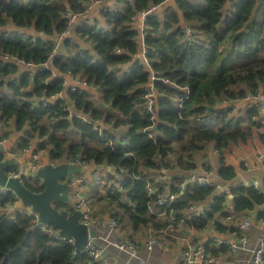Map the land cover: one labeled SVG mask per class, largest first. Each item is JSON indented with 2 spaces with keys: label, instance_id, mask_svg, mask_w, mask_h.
<instances>
[{
  "label": "trees",
  "instance_id": "16d2710c",
  "mask_svg": "<svg viewBox=\"0 0 264 264\" xmlns=\"http://www.w3.org/2000/svg\"><path fill=\"white\" fill-rule=\"evenodd\" d=\"M106 1L0 0V125L12 123L15 131H24L19 150L41 139L36 152H46L51 162L78 160L88 167L111 166L127 174L120 181L121 190L105 193L104 198L115 206L109 216L131 232L153 229L168 238L169 226L174 233L181 229L202 232L213 224L217 232L234 233L238 241V226L225 227L216 219L263 208L264 181L259 189L237 187L228 198V194L215 195L213 188H181L178 173L166 183L148 173L192 172L194 156L213 144L219 154L218 180L235 178L223 155L230 144L252 137L251 120L257 109L249 108L242 117L232 116L228 105L248 94H264V0H228L231 13L225 16L227 0H200L201 4L175 0L178 10L169 8L162 18L157 14L147 17L143 32L150 70L136 58L139 31L134 19L166 0H117L115 8L101 11L105 27L83 24L73 29L92 44V53L78 47L74 50L72 40H64L59 46L62 56L49 60L56 36L66 28L67 10L81 14L88 5ZM259 7L263 14L256 20ZM178 11L188 27L200 30L203 39L196 32L194 38L186 39L178 27ZM14 30L38 37L37 42L21 39ZM22 64H32L37 70L13 79L17 65ZM44 64L48 69H38ZM64 75L97 87L100 102L89 100L86 89L76 87L74 92L68 89L64 99L49 101L47 106L38 103L64 92ZM151 75L157 78L152 117L143 99ZM184 87L189 95L180 109L177 100L184 97ZM224 101L228 105L222 106ZM70 103V109L83 119L69 116ZM200 118L205 119L203 123L197 121ZM97 121L102 124V135L94 129ZM260 139L264 142V136ZM23 183L33 192L42 190L38 180L23 177ZM149 187L154 194H148ZM169 194L176 198L169 208L159 209L164 217L153 214L151 207L158 208L157 199ZM211 198L214 205L204 216L185 219L179 225L171 221L170 214L180 220L190 204ZM16 200L11 192L0 193V264H95L86 255L74 256L73 247L55 240L26 213L7 215V207ZM55 208L66 215L73 211L66 203ZM262 219L263 213L258 222ZM206 249L212 255L229 251L224 245Z\"/></svg>",
  "mask_w": 264,
  "mask_h": 264
},
{
  "label": "crops",
  "instance_id": "0c3cea01",
  "mask_svg": "<svg viewBox=\"0 0 264 264\" xmlns=\"http://www.w3.org/2000/svg\"><path fill=\"white\" fill-rule=\"evenodd\" d=\"M174 1H166L162 5H159L156 11V14L161 18L164 13L170 8L172 10H178L174 5ZM117 4V0H108L105 3L94 6L85 17H81L75 23V28L82 26L83 24L89 25H98L100 27H105L104 20L101 17V11L104 9H113ZM229 1L227 0L226 5L223 10V14H230ZM179 15V24L180 27L182 24L184 26L183 16L180 11H178ZM261 19V18H260ZM135 28L139 30L140 24L139 20L135 19ZM15 31V30H14ZM13 31V32H14ZM72 43L76 45V49L80 50H88L89 53H92L93 47L92 44L83 38H80L76 33H72L71 36ZM72 45V44H71ZM78 47V48H77ZM137 59H141L136 56ZM25 66L17 65V71L13 79H17L21 76L24 71ZM64 92L63 94L66 96V91L75 85V80L69 76L64 75ZM86 92L89 94V100H93L95 102H100V96L98 95V88L94 86L86 87ZM260 103L252 102V103H239L236 105V108L232 111V116L240 115L241 117L245 115V111L251 107H255L256 116L251 120L252 123V137L248 138L245 142H238L235 144H230L225 151L223 158L226 166L232 167L235 172V178L231 180V184L237 187H246V185L250 182L256 181L260 186L264 181V164L259 163L257 160V155H264V142L260 139V135L264 136V109H261ZM71 112L74 111L71 109ZM79 115V114H78ZM81 116V115H80ZM83 118V117H82ZM116 133V132H114ZM24 131L17 132L14 129L13 124H9L4 127L0 125V146L2 147L1 158L12 160L15 164L14 168H11L9 171L11 174L14 173H24L28 163L31 159V153L37 151V145L43 140L38 139L35 140L29 146V150L23 151L18 149L19 140L23 137ZM39 151V150H38ZM40 152V151H39ZM42 158V166L45 163L50 162L46 152H40ZM219 154L214 148L213 144H209L204 151L198 152L194 156V163L196 165V169L193 171L195 174H202L205 171H212L214 176V181H219L216 176V170L218 168V159ZM211 163V165L209 164ZM100 174L105 177L107 184L104 186H94L90 185L88 187H83L79 189L77 185H72L71 192L69 197L72 199L73 194L77 193L80 190V193L86 196L87 200L90 203V206L93 210L94 217H102L107 218L109 216V212H113L115 206L109 205L107 203V199L104 198L105 193H109V189L111 187H116L119 189L121 186V178L119 177V173L124 174L119 171L115 167L111 166H102L100 170H97ZM160 173V172H155ZM165 175H170L171 178L175 176L174 174L178 173L182 179L187 177L191 172H182V171H163ZM84 175V174H83ZM127 175V174H125ZM82 176V175H80ZM111 177V179H107ZM124 179V178H123ZM170 181V180H169ZM121 190V188L119 189ZM217 193H215L216 195ZM228 198H230L228 194ZM70 199V200H71ZM212 199V198H211ZM72 202L68 203L71 207ZM151 209H154L151 207ZM263 208L257 207L253 211L245 212L243 214H235L231 218H226L231 221L227 225H223L225 227L228 226H238V223L243 220H248L250 223V227L246 231V240L248 247H254L257 243V239L260 234V227L258 223L259 215L262 213ZM7 215L10 217H14L17 212L28 213L26 209H24L19 202L16 200L15 203L8 206L6 209ZM170 229V230H169ZM169 231H172L169 228ZM144 230L143 232H131L129 228H125L119 224V229L113 236L116 241H127L134 240L135 242L141 245V249L139 253L141 255H146V251L143 248V243H145L146 239L149 236V231ZM179 232H169L168 238H165L163 235L159 234L161 240H163L164 248H154L151 253H148L149 259L155 264H181V251L184 250L186 246H194L197 244H202L206 247L213 248L214 240H224V241H235V234L226 232L224 234L216 231V228L213 224L209 225L205 231L202 232H194L193 230H184ZM101 246H104V243H101ZM216 259L220 264H245L246 259L249 258V253L245 251L238 250L235 254L218 252L214 254ZM95 264H138L136 260L128 261L127 255L125 253H121L114 249L113 247H107L103 249L102 258L99 262H95Z\"/></svg>",
  "mask_w": 264,
  "mask_h": 264
},
{
  "label": "built area",
  "instance_id": "2783aa9c",
  "mask_svg": "<svg viewBox=\"0 0 264 264\" xmlns=\"http://www.w3.org/2000/svg\"><path fill=\"white\" fill-rule=\"evenodd\" d=\"M166 1H175V0H166ZM102 3L95 2L93 4H90L87 6V9L85 12L81 14H75L67 10V12L64 14V18L66 20V28L56 36L55 38V44L53 46L52 52L49 54L48 59H59L62 56V52L59 48L60 44L64 40H71V36L73 33V29L75 27L76 21H78L81 17H85L86 14L96 5H99ZM158 6H151L147 10L141 11L136 17L139 20L140 28H139V55L141 58V61L143 64L150 70V65L148 62V59L146 57L147 55V49L144 45V22L147 17L153 16L156 14ZM115 11V10H114ZM140 16V18H138ZM134 19V20H135ZM185 34L186 39H192L194 38V31L188 27L185 23L180 26ZM15 35L20 37L21 39L28 40L31 43H36L38 37H35L34 35H30L27 33H22L18 31H14ZM44 41V40H43ZM120 50H117L116 53H120ZM5 58H8V56H4ZM234 58V57H233ZM25 66V65H24ZM25 68H35L32 64H27ZM40 70L48 69V65L44 64V66L39 67ZM57 75L53 74L52 77L55 78ZM75 80V79H74ZM157 80L156 77L151 75L150 78V84L147 88L144 89V108L147 111V113L152 117L154 115V98L157 96L156 90L153 86V82ZM163 83H169L167 80L160 79ZM48 83V80L45 81V84ZM172 84V83H170ZM173 85V84H172ZM88 85L84 80H75V85L71 86L69 88L70 91H76L77 88H86ZM182 91L184 93V97L181 98V100L178 102L177 105L181 109L182 108V100L187 99L189 95V89L187 87L182 88ZM65 96L63 93L57 94L53 96L51 99H43L45 101H42L43 106H47V102L54 101V100H60L64 99ZM42 100V99H41ZM260 103V108L264 109V94L261 92H256L255 94H248L245 97L241 99H236L233 102H231L229 105L227 102L224 101L222 106L228 105L232 109L236 108V105L239 103ZM70 105L72 107L73 103L68 104L69 106V116L75 117L78 119H83L82 116L76 114L75 112H71ZM254 118V117H253ZM252 118V119H253ZM204 118L197 119L198 122L204 121ZM215 121H213L214 123ZM217 124V123H216ZM215 124V125H216ZM101 123L97 121V125L95 126V131L99 133V135H102L103 131L100 128ZM149 138H153L152 134H148ZM0 142H3V140H0ZM29 148L24 149L23 151H27ZM257 160L259 163L264 164V155H257ZM66 162V161H65ZM51 165H58L57 162H49ZM69 164H80L84 165L80 161L76 160L74 162H66ZM211 165V163H209ZM44 165V164H43ZM86 166V165H84ZM42 167V158L40 155V152H32L31 153V159L28 163V166L24 173H14L11 174L13 177L23 175V177H27L30 179L31 182L37 181L32 176L33 174ZM87 167V166H86ZM119 170V169H118ZM120 171V170H119ZM186 173V172H185ZM148 176L154 179H157L160 182L166 183L171 179L170 175H165L163 173H155V172H149ZM181 178V188H183L185 185L192 186V187H201V188H213L215 193H217V196H221L223 194H229L231 190L237 188V186L232 185L230 181L222 182V181H214L213 180V172L212 171H205L202 174H195L193 171L187 176L182 179V177L178 174ZM107 184V181L105 180V177L100 174L97 171L91 172L88 176L87 175H77L74 177H71L69 179V185H77L79 189H82L83 187H88L90 185L94 186H104ZM246 187H252L254 189H259L261 186L256 182H250L246 185ZM116 187H111L108 191L109 193H113L114 190H116ZM120 189V188H119ZM8 192L7 189L0 187V193H6ZM155 191L152 187L148 188V194L152 195ZM73 198L71 199V207L73 210L80 211V218L79 222L86 226L87 232H88V241L87 244L84 246V248L79 252V254L86 255L90 257L94 262H99L102 258V252L103 249L107 247H113L117 251L121 253H125L127 255L128 261L130 260H136L138 264H155L153 263L148 256V253H151L154 248L162 249L164 248L163 240L159 237L158 232L154 231L153 229H150V233L148 238L146 239L145 243H143V248L146 251V255H141L139 253L141 249V245L134 240H127V241H116L114 240L113 236L119 229L118 222L112 218H102V217H94L93 216V210L90 206L89 201L87 200L86 196L80 193V190L77 191V193H74ZM175 196L172 194L160 197L157 199V209L151 210V212L158 217H164L165 212H160V208H169L171 203L174 202ZM214 203L212 199L207 200L204 203L200 204H190L186 209V214L184 217L180 220H175V218L170 214L169 217L171 221L178 222L177 224H181L185 219H192L197 216H204L207 214L211 208L213 207ZM264 215V207L262 211ZM26 215L33 219V221L36 223V225H41L38 222V216L35 213H32L28 211ZM260 227V234L257 239V243L254 247H248L247 240H246V231L250 227V223L248 220H243L239 222L238 229L241 232V237L238 238V241L235 240L233 242L231 241H224V240H214V248H219L220 246L224 245L228 247L229 254H235L238 250H242L249 253V258L246 259L245 264H264V219L260 220L259 222ZM41 228L45 230L46 232H49L52 237L55 240H59L63 242L66 245H69L73 247L74 249V239L71 237L62 238L59 236L58 231L53 229L49 226H43L41 225ZM169 228H171L169 226ZM94 229L95 230V237L91 238L89 234V230ZM170 230V229H169ZM172 230V228H171ZM165 234L168 233V230L163 231ZM172 232V231H171ZM104 243V246H101V243ZM75 251V250H74ZM181 264H220L219 261L216 259L214 255L209 253L207 251L206 247L202 244H197L194 246H186L184 250L181 251Z\"/></svg>",
  "mask_w": 264,
  "mask_h": 264
},
{
  "label": "water",
  "instance_id": "95a60500",
  "mask_svg": "<svg viewBox=\"0 0 264 264\" xmlns=\"http://www.w3.org/2000/svg\"><path fill=\"white\" fill-rule=\"evenodd\" d=\"M258 3L261 0H257ZM140 18V16L138 17ZM140 57V55H138ZM36 68H24V73L35 72ZM45 100H38V103ZM209 110H212L209 108ZM2 147L0 146V153ZM15 164L12 160L2 159L0 154V187L15 195L22 207L27 211L37 214L38 222L43 226H49L58 231L62 238L71 237L74 239V256L84 248L88 241V232L85 225L79 222L80 211L73 210L66 215L60 213L55 205L59 203H70L69 194L71 187L69 179L77 175H89L93 171L100 170V167H86L80 164H69L66 162L58 165H51L49 162L40 167L33 178L38 180L42 190L33 192L29 190L22 181V176L13 177L10 169ZM91 238L95 237V230H89Z\"/></svg>",
  "mask_w": 264,
  "mask_h": 264
},
{
  "label": "rangeland",
  "instance_id": "374dc122",
  "mask_svg": "<svg viewBox=\"0 0 264 264\" xmlns=\"http://www.w3.org/2000/svg\"><path fill=\"white\" fill-rule=\"evenodd\" d=\"M191 3H193V4H201V1L200 0H189ZM262 14H263V8L262 7H259V9L258 10H256V13H255V16L257 17V18H255L256 20H260V18H261V16H262ZM194 30H195V32L199 35V38H201V39H203L204 38V36L200 33V30L198 29V28H193ZM16 31V30H15ZM194 32V34H196ZM119 72V71H118ZM98 95L100 96V91L98 90ZM4 127H6V126H4ZM73 138V140H75V141H78V137L77 136H73L72 137ZM44 152V151H43ZM63 162H65V161H58V164H60V163H63ZM119 177L121 178V179H123V178H127V175H125V174H122V173H119ZM216 222L218 223V224H220V225H227V224H229L231 221H229V220H227V219H225V218H217L216 219ZM211 225V224H210Z\"/></svg>",
  "mask_w": 264,
  "mask_h": 264
}]
</instances>
